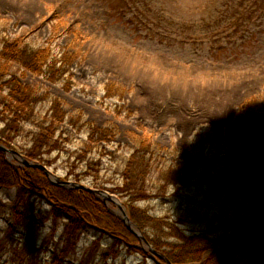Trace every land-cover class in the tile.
Returning <instances> with one entry per match:
<instances>
[{
	"label": "rangeland",
	"instance_id": "rangeland-1",
	"mask_svg": "<svg viewBox=\"0 0 264 264\" xmlns=\"http://www.w3.org/2000/svg\"><path fill=\"white\" fill-rule=\"evenodd\" d=\"M253 3L254 0H0V46L5 32L11 37L20 36L30 46L49 44L54 51H62L70 36L61 35L51 40L47 22L31 32L34 24L48 18L53 11L85 37L81 45L82 59L72 65L75 83L69 90L15 63L11 70L19 80L31 85L37 95L47 93L60 100L68 117L79 110L85 120L95 125L116 127L115 141L103 145L114 160L110 156L99 158L98 176L77 180L68 174L66 159L73 151H82L87 141L84 129L88 126L79 132L69 130L67 123L56 122L54 127L48 119L49 105L43 104L46 101L39 103L34 123L25 126L28 135L37 133L41 124L54 128V137L58 129L69 130L70 134H64L60 140H66L61 154L47 156L51 160L47 167L53 174L62 180L104 189L114 194L125 209L124 198L119 193L102 185L95 186L93 182L119 183L118 160L129 155L138 138L148 135L147 139L151 137L162 149L190 148L196 174L192 183L165 198L137 201L139 208L176 223L187 234L205 233L217 242L208 246L201 261L186 264L207 262L213 253L224 258L237 230L251 223L254 209L261 207L264 212V174L256 168H248L244 177H236L238 172L226 165L232 151L227 140V125L240 103L245 98L255 97L250 117H264V13L253 12L250 7ZM112 4L117 6L111 7ZM110 81H116L119 90L124 89L123 101L115 96L103 97L105 84ZM4 90L7 89L0 88V98H4L0 100L7 99ZM117 101L128 109L121 117L113 110ZM5 124L6 121L0 119V134ZM29 136L15 137L11 141L15 146H8L0 137V145L16 152L3 150L14 166H32L22 164L20 157L28 159L23 150ZM90 154L98 157L92 150ZM166 159L174 167L189 168L177 152L167 155ZM220 168L223 169L219 182H225L216 187L215 175ZM75 171L79 173V169ZM22 199L30 202L35 211L47 209L36 198L29 200L25 195ZM13 203L11 191L0 192V241L5 230L14 239L24 235L26 230V235L37 238L36 246H41L43 240L44 244L48 242L42 250L38 251L35 246L29 254L49 260L53 245L59 246L58 240L64 237V221L48 218L44 223L39 222V227L30 225L28 230L22 228L28 223L14 225L9 233L7 224L13 218L9 213ZM106 204L113 213L118 209L114 202ZM18 212L21 217V213L25 214L22 207ZM41 216L37 218L41 220ZM260 218L263 220L264 214ZM156 222L150 221L145 233L161 234L163 244L175 242L173 237L167 236V230L150 226ZM148 228L151 231H146ZM91 230L77 236L74 256L68 259L72 264H79L81 258L83 264H113L115 261L116 264H167L147 249H144L147 256L120 249L115 260L106 261L103 255L109 252L111 241L97 235L95 229ZM246 232L254 233L252 241L240 249L234 244L224 264H264V225L250 227ZM142 246L145 247L143 243ZM10 250L4 241L0 242V264H18L15 256L11 258Z\"/></svg>",
	"mask_w": 264,
	"mask_h": 264
},
{
	"label": "trees",
	"instance_id": "trees-1",
	"mask_svg": "<svg viewBox=\"0 0 264 264\" xmlns=\"http://www.w3.org/2000/svg\"><path fill=\"white\" fill-rule=\"evenodd\" d=\"M113 6L116 7L117 5L112 4L111 7ZM241 7H244V4ZM250 7H253V12L264 13V0H254ZM43 22L48 23L51 40L61 35L70 36L71 40L66 41L62 51H54L49 44L30 46L20 36L11 37L6 35L5 32L2 33L0 88L7 89L4 90L7 99L0 100V119L6 121L3 132L0 134L1 140L8 146H15V143L11 144L15 137L19 135L29 136L25 126L34 123L38 104L46 101L43 104L49 105L47 108V112L50 113L48 119L50 118L53 126L56 122L67 123L70 126L69 130L75 132H79L85 126H88L84 129L87 133L86 140L88 142H84L81 152L73 151L68 155L66 159L67 166L65 167L68 174L77 180L93 175L96 178L99 173L97 172V169H99L98 159L103 158V156L111 157V152L106 150L103 145L115 141V125H95L92 121L85 120L79 110L78 113L76 111L68 117L69 114L63 110L60 100L49 94L47 95V93L37 95L31 85L21 82L17 74L11 70V66L17 63L24 70L43 76L50 82L61 83L60 85L66 90H69L75 83L73 81L72 65L77 59H82L84 53L81 45L85 40L84 35L56 11H53L48 18L34 24L31 32H35ZM123 93L124 89L119 90V84L116 81H110L105 84L103 97L115 96L123 101ZM256 100L253 96L245 98L238 106L236 113L229 119L227 125V140L232 146V151L226 165H229L231 170L238 172L235 175L236 177H244L248 168H256L264 174V117H250ZM4 101L6 103H3ZM113 110L116 115L121 117L128 109H124V106L117 101L113 105ZM54 131L55 129L50 125H39L37 133L29 136V139L26 140L27 147L23 150L26 158L37 160L47 166L51 163V160L47 158L48 155L51 153L61 154L64 150L63 142L66 140H62V142L60 140L63 139L64 134L66 136H70V134L66 130L60 131L58 129L59 133H57V137H54L56 134ZM147 136L144 135V137L138 138L136 146L130 151L129 155L118 160L120 167L116 172L119 174V183L113 185H107L105 182L98 184L97 181L93 183L95 186L102 185L107 190L115 191L124 198L123 203L130 219L142 231L144 230V235L152 247L163 254L170 263L186 264L201 261L208 246L217 244L208 237V234H187L180 230L176 223L168 219L155 217L146 208L141 209L137 205V201L145 198H165L170 196L172 192L176 194L179 188L190 185L191 180L196 175L193 170V160L189 147H177L174 148V151L170 147L162 149L151 137L147 139ZM91 150L98 153L97 158L91 156ZM86 152H88V155ZM175 152L189 168L177 165L174 167L173 164L168 163L167 155L170 156ZM64 153L68 152L64 151ZM111 159L114 160V157H111ZM76 168L79 169V173H76ZM221 169L223 168H220L215 175L216 187L225 182L224 180L219 182L222 176ZM80 170L82 171L80 172ZM152 181H154L153 187H151ZM173 187L176 190H173ZM4 190L11 191L15 200L9 210L14 218H11L13 220L11 224H7L9 233H11L14 225L28 223L27 226H22L28 230L30 225L35 227L38 224L39 227L40 223H44V220L48 218L51 221H64V237L58 240V244L61 243L59 246H55L56 243L53 245L54 249H52L53 252H51L49 260L29 254L36 246L37 238L33 239L31 235L24 234L14 239L9 237L5 230L1 241H4V244L12 249L9 254L11 258L15 256L14 261H17L18 264H72L73 262L68 261V259L70 256H74L77 236L87 231H93L91 229H95L97 235L99 233L111 241L108 248L109 252L105 255L102 254L106 261L109 258L115 260L120 249L131 253L139 252L147 256L143 249H139V244L142 243L141 240L130 232L123 221L114 215L95 194L82 188L69 189L52 184L42 169L31 166H14L8 162L5 153L0 150V192ZM14 191H16V194ZM25 195L29 196V200L36 198L35 200H39V203L45 205L47 209L35 211L30 202L23 201L22 197ZM19 207H22L25 211V214L21 213L23 217L18 215ZM41 214L40 220L37 217ZM262 214L264 212L261 211V207H256L249 221H259ZM153 220L157 221V224H150V226L167 230V236L173 237L175 242L163 244L161 234L151 235L145 233V227ZM24 231L26 232V230ZM146 231L151 230L148 228ZM253 236H255L254 233H242L238 237L235 248L240 249L245 246L252 241ZM43 242L41 246H36L38 251L42 250L43 245L48 243L47 240L45 244ZM50 243H52V240ZM221 259V254L213 253L211 258L206 260L207 262L201 264H217ZM83 263L84 259L81 258L79 264ZM113 264H116V261Z\"/></svg>",
	"mask_w": 264,
	"mask_h": 264
},
{
	"label": "water",
	"instance_id": "water-1",
	"mask_svg": "<svg viewBox=\"0 0 264 264\" xmlns=\"http://www.w3.org/2000/svg\"><path fill=\"white\" fill-rule=\"evenodd\" d=\"M0 150H4V151H7V152H11V153H16L15 151H12V150H9L7 149L6 147L0 145ZM20 156V155H19ZM21 157V160H22V164L24 165H32V166H38L40 168L43 169V171L45 172L46 175H48L49 177V180L52 182V183H56V184H60L64 187H76V188H82V189H86L88 190L89 192L95 194L96 196L98 195V197L105 203H107L108 201H111V202H114L116 204V206H118V209L115 210V213L117 216H119L124 224L127 226V228L129 230H131L132 232H134L139 238H141L147 248L155 255H158L160 256L155 250H153L149 243L144 239V237L142 236V234H140L138 231L134 230L133 227H135V224L129 219L122 203L120 202V200L114 195V194H111L109 193L108 191L104 190V189H98V188H95V187H89L87 185H84L82 183H79V182H75V181H70V180H62L60 179L59 176H57L56 174H53L46 166L44 165H40L38 163H34V162H31V161H27L26 159H24L22 156ZM262 224L260 222H256V223H252V224H245L243 227H241L237 232H236V235H238L239 233L241 232H244V231H247L250 227L252 226H261ZM235 241L236 239L234 238L233 240V245L232 247L230 248V252L228 253V256L225 260H223L221 262V264H224L225 261L229 258V256L231 255L233 249H234V244H235Z\"/></svg>",
	"mask_w": 264,
	"mask_h": 264
}]
</instances>
